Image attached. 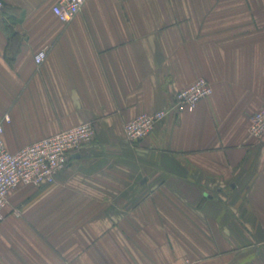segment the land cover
Segmentation results:
<instances>
[{
  "label": "crops",
  "instance_id": "0c3cea01",
  "mask_svg": "<svg viewBox=\"0 0 264 264\" xmlns=\"http://www.w3.org/2000/svg\"><path fill=\"white\" fill-rule=\"evenodd\" d=\"M0 1L7 148L96 129L56 183L10 191L0 264H264V0H86L68 21L58 0ZM199 77L195 110L127 140Z\"/></svg>",
  "mask_w": 264,
  "mask_h": 264
},
{
  "label": "built area",
  "instance_id": "2783aa9c",
  "mask_svg": "<svg viewBox=\"0 0 264 264\" xmlns=\"http://www.w3.org/2000/svg\"><path fill=\"white\" fill-rule=\"evenodd\" d=\"M85 2L86 0H58L52 8L61 20L68 21L82 10ZM2 6L3 3L0 1V7ZM45 57L46 50H40L35 54L38 64L43 62ZM212 93V83L204 77H199L175 93L172 108L143 112L128 120L123 126L127 140L133 143L138 142L150 135L171 110L193 111L202 98ZM9 121V114L0 118V219L5 217L4 210L9 203V193L12 189L20 184L40 186L56 183L58 175L66 168L72 152L91 142L96 135L94 125L85 121L12 152L5 145L3 132L4 122ZM248 133L253 138L264 135V101L254 112ZM179 264L197 263L195 260L186 258Z\"/></svg>",
  "mask_w": 264,
  "mask_h": 264
},
{
  "label": "rangeland",
  "instance_id": "374dc122",
  "mask_svg": "<svg viewBox=\"0 0 264 264\" xmlns=\"http://www.w3.org/2000/svg\"><path fill=\"white\" fill-rule=\"evenodd\" d=\"M7 25H10V22L9 23L7 22Z\"/></svg>",
  "mask_w": 264,
  "mask_h": 264
}]
</instances>
